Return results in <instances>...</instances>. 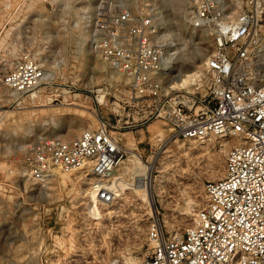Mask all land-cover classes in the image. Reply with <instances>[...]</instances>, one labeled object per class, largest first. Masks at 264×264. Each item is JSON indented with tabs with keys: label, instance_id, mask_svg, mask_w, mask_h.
Wrapping results in <instances>:
<instances>
[{
	"label": "rangeland",
	"instance_id": "obj_1",
	"mask_svg": "<svg viewBox=\"0 0 264 264\" xmlns=\"http://www.w3.org/2000/svg\"><path fill=\"white\" fill-rule=\"evenodd\" d=\"M93 2L59 0L50 9L39 0H0V72L33 58L50 74L49 83L17 98L0 89V264L136 263L144 255L151 219L157 216L166 234L183 230L199 205L203 181L211 179L218 162L222 174L224 144L211 137L181 140L170 136L160 119H145L146 104L135 107L127 81L90 50L79 13H91ZM130 2L152 18L158 15L160 24L153 19L172 63L164 86L171 78L202 71L211 39L205 30L189 26L194 0ZM203 47L202 62H195ZM81 108L104 119L126 149L125 165L109 178L122 193L116 203L99 206L95 182L83 171L66 183L58 175L42 185L29 178L25 156L32 138L71 139L82 131V122L96 126ZM149 176L161 177L151 202Z\"/></svg>",
	"mask_w": 264,
	"mask_h": 264
},
{
	"label": "built area",
	"instance_id": "obj_2",
	"mask_svg": "<svg viewBox=\"0 0 264 264\" xmlns=\"http://www.w3.org/2000/svg\"><path fill=\"white\" fill-rule=\"evenodd\" d=\"M239 1L194 0L189 26L205 30L211 48L193 91L164 90L160 73L168 62L148 11L136 12L130 0H94L91 13H79L88 47L127 81L135 107L146 104L145 119H160L181 140L229 139L222 174L203 181L190 223L166 234L153 217L144 255L134 264H264V0ZM39 2L55 9L59 0ZM42 76L41 66L22 58L0 72V87L24 95ZM96 123L71 139L32 138L25 156L29 178L41 184L54 169L81 170L95 182L99 206L118 202L122 193L109 174L125 150L104 119Z\"/></svg>",
	"mask_w": 264,
	"mask_h": 264
},
{
	"label": "bare ground",
	"instance_id": "obj_3",
	"mask_svg": "<svg viewBox=\"0 0 264 264\" xmlns=\"http://www.w3.org/2000/svg\"><path fill=\"white\" fill-rule=\"evenodd\" d=\"M91 1L92 0H86V2L87 3H89V4H91ZM168 2V1H167ZM167 2H165V3H167ZM58 5V4H57ZM133 7L135 8V11L136 12H138V10H141L142 12L143 11H147L146 10V8H144L143 6H140L139 7V9H137L136 7H135V5H133ZM150 13V12H149ZM153 18H155L156 20H157V22H158V24H160L159 23V18H158V15H155V17H153ZM155 19H154V21H155ZM157 24V23H156ZM83 26H84V23H83ZM81 30H83V27L81 28ZM81 30H79L80 32H81ZM82 33V32H81ZM159 36L160 37H162L161 36V32H160V34H159ZM65 37H67V36H65ZM80 37H81V35H80ZM160 42H161V45H162V47H163V50H164V52H165V54H166V58H167V62H168V66H167V68L165 69V71H163V72H161L160 73V78H161V81H162V86H163V88H164V90L167 92V91H169V90H185V89H187V90H189V89H191L192 87H196V85L198 86L199 84H198V82L201 80V76H202V71L200 70H198V71H189V72H187V74H184V75H180L179 77H174V78H171L167 83H165V86L163 85V78H164V76L168 73V71L170 70V68L171 67H169V65L171 66V61H169V59H170V53L169 52H167V48H166V46H165V42H164V40L162 39V40H160ZM204 49H205V47H203L202 49H201V51L199 52L200 54L198 55V56H196L195 58V62H198V61H201V59H202V57H201V55H202V52H204ZM90 50H92V48L90 47ZM93 51V50H92ZM31 61H34V59L33 58H31ZM35 63H37L36 61H34ZM202 62V61H201ZM38 64V63H37ZM39 66H41L40 64H38ZM41 68H42V66H41ZM42 70H43V76L41 77V79H40V81L38 82V84L36 85V87H38V86H40V85H44V84H47V82L48 81H50V79H49V77H50V74H49V72L48 71H46L45 69H43L42 68ZM119 75V74H118ZM49 83V82H48ZM35 87V88H36ZM0 89H5V90H8V89H6V88H4V87H0ZM193 89V88H192ZM9 91V93H11L13 96H14V98H17V94L16 93H14V92H12V91H10V90H8ZM80 109V108H79ZM82 109V113L84 114H89V116L91 117V119H93L94 120V122L96 121V117L95 116H93L92 114H90L89 112H88V110L87 109H85V108H81ZM84 114V115H85ZM53 118H55V120L56 121H58L60 118H57V116H55V117H53ZM62 118V117H61ZM97 124V123H96ZM79 128H81L82 130L83 129H92V128H90V127H87V125L84 123V122H82V124L79 126ZM70 133V132H69ZM109 133L112 135V133H111V131L109 130ZM68 136H71L72 134H67ZM113 136V135H112ZM114 137V136H113ZM208 137H211V138H214V140L215 141H218L219 143H222V144H224V150H223V153H225V151H226V148H227V146H228V142L227 141H229V139L228 138H226V137H224V136H220V135H209V136H207L206 138H201V139H194V140H202V139H207ZM115 139V138H114ZM116 140V139H115ZM190 142V141H189ZM174 143H175V145H177L178 147L180 146V147H182L181 146V143L179 142V141H177V139H174ZM123 147H124V145H122ZM124 150H125V156L127 157V153H126V149H125V147H124ZM125 160V159H124ZM124 160L121 162V164L124 166L125 165V163H123L124 162ZM220 161V160H219ZM26 162V161H25ZM26 164H27V162H26ZM120 164V165H121ZM28 165V164H27ZM119 165V166H120ZM118 166V167H119ZM117 167V168H118ZM116 168V169H117ZM116 169H114V170H112V172L110 173V174H112L113 173V171H115ZM149 169H152V167L150 168L149 167ZM80 173H82V171L81 170H73V171H70V172H67V173H65V172H61V171H59V170H52V172H51V176L44 182V183H41V184H38L37 182V184L38 185H42V184H45V183H48L51 179H52V176L53 175H58V177L60 178V180L63 182V183H66V182H68V181H70L69 180V178L71 177V176H76L77 174H80ZM110 174H109V176H110ZM221 176V166H220V164H219V162L217 163V165H216V167H215V169H214V171H213V173H212V175H211V179H213V178H217V177H220ZM57 177V176H56ZM110 178V177H109ZM160 178L161 177H155V178H152V177H150L149 176V178H148V181H147V186H146V188H147V193H148V196H149V201L151 202V190L152 189H160L161 187H160ZM76 179V178H75ZM33 181V180H32ZM161 181H163V180H161ZM35 182V181H34ZM103 204V203H102ZM106 204H110V203H106ZM134 262V261H133ZM136 262V261H135ZM128 264H130V262H128ZM134 264V263H133Z\"/></svg>",
	"mask_w": 264,
	"mask_h": 264
}]
</instances>
